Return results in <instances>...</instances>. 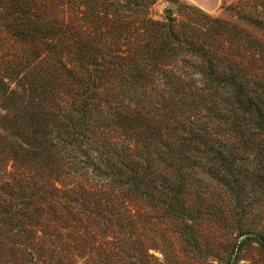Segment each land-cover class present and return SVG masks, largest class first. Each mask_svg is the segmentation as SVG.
Segmentation results:
<instances>
[{"label":"rangeland","instance_id":"rangeland-1","mask_svg":"<svg viewBox=\"0 0 264 264\" xmlns=\"http://www.w3.org/2000/svg\"><path fill=\"white\" fill-rule=\"evenodd\" d=\"M29 2L36 5L31 8L36 13L32 20L40 16L51 22V33L81 38L80 44L88 43L92 49L108 50L112 44L123 57L127 42L145 48L146 56L119 60L121 70L110 80L145 73L144 83L154 85L165 81L167 69L170 82L202 91L207 101L214 95L205 85L212 64L221 78L234 76L250 87L251 99L259 97L257 106L264 113V0ZM11 13L0 11V80L12 87L23 76L14 65L15 55L29 43L16 39L9 25ZM144 19L157 25L143 28ZM10 43L14 46L3 48ZM168 50L171 57L164 60ZM156 53L158 59L152 61ZM218 94L224 99L227 92ZM18 96L7 105L0 90V264H264L260 130L246 126L251 131L250 148L226 139V149L238 155L234 163L240 171L234 182L240 185L238 195L231 180L217 178L202 161L190 172L180 216L166 213L155 199L135 193L128 184H110L93 165L81 163L80 154L63 143L66 127L55 111L37 110L29 95ZM235 106L229 102L227 109ZM137 109L132 106L134 118L141 113ZM113 130L95 139L120 141L122 132ZM90 148L96 149V144ZM161 191L153 195L169 201L167 190Z\"/></svg>","mask_w":264,"mask_h":264},{"label":"trees","instance_id":"trees-1","mask_svg":"<svg viewBox=\"0 0 264 264\" xmlns=\"http://www.w3.org/2000/svg\"><path fill=\"white\" fill-rule=\"evenodd\" d=\"M21 1L0 0L1 12L12 11L9 25L16 39L29 43L15 55L14 65L23 71V76L12 87L0 80L7 105H12L18 95L27 94L35 109H53L66 127L63 143L80 154L81 163L93 165L110 184H128L135 193L155 199V204L166 213L184 216L183 192L190 172L202 161L217 178L231 180L238 195L240 185L234 183L240 175L234 166L238 155L226 149V139L231 137L250 148L251 131L246 126L252 125L255 131L264 133V113L257 106L261 100L251 99L250 87L234 76L221 78L212 64L205 85L207 91L211 90L209 95H214L207 101L202 91L184 90L182 82L177 85L170 82L171 72L167 69L163 73L165 81L154 85L144 83L145 73L130 74L129 79L119 75L110 80L121 70L119 60L133 61V54L146 56L145 48L127 42L125 58L112 44L108 50L92 49L88 43L80 44L81 38L69 37L65 32L51 33L54 28L49 25L51 22H44L39 15L37 21L32 20L36 13L31 8L36 5H30L29 0ZM130 1L136 4L138 0ZM21 18L28 22L22 23ZM156 25L144 19L142 26ZM135 35L142 37L139 33ZM67 40L71 41L69 45L65 44ZM10 46L14 45L10 43L3 48ZM170 51L163 55L164 60L170 59ZM158 54L152 61L158 59ZM149 91L155 93L148 95ZM222 91L227 92L224 99L218 94ZM251 91L255 93V89ZM229 102L235 103L236 108L227 109ZM132 106L141 109L135 118ZM61 107L68 108L61 111ZM191 111L195 113L192 118L188 115ZM146 121L149 123H143ZM113 127L122 132L120 141L95 139L101 138L102 132L111 135ZM93 143L96 149L90 148ZM162 189L167 190L169 201L153 195L155 190L162 192Z\"/></svg>","mask_w":264,"mask_h":264}]
</instances>
